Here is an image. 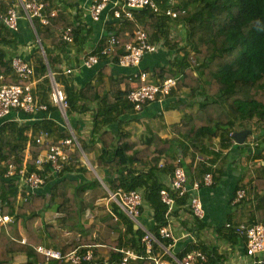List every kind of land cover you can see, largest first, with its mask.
Here are the masks:
<instances>
[{"label": "crops", "instance_id": "1", "mask_svg": "<svg viewBox=\"0 0 264 264\" xmlns=\"http://www.w3.org/2000/svg\"><path fill=\"white\" fill-rule=\"evenodd\" d=\"M16 1L9 2L13 4L15 2L16 10L21 14V8ZM91 1H68L70 14L77 16L81 21L82 35L77 43L69 44L63 53L59 52L56 55L63 65V71H71L69 78L73 86L77 89L86 84L102 86L103 93L108 95L107 102L114 105L115 99L120 100V94H127L140 85L136 78L138 73H145L148 81H154L155 70L160 66L169 68L171 63L177 60V56L159 45L156 52L145 55L136 68H123L117 63L102 58L98 65L89 69L83 68L81 64L84 58L96 50L98 44L104 40L106 31L112 26L123 28L125 35L130 33L132 35L133 32L131 25H112L114 20L111 10L115 8L119 0H108L107 7L97 22L91 19ZM22 15L18 20V30L15 32L19 38L5 49L9 56L20 57L26 62L31 61L38 48L44 57L40 42L38 43L37 37L35 39L34 31ZM47 72L49 78L48 69ZM29 83L35 96L39 95L40 89L42 90L44 86L41 79L39 81L31 79ZM57 86L62 90L61 86L58 84ZM187 92L175 88L162 103L146 104L139 112L133 111L130 105L131 109L120 115L116 122L104 126L99 123L94 125L92 118L97 108L95 105H91L84 113H72L67 116L50 100L51 107L54 109L47 114L36 113L30 118H25L23 113L13 112L12 117L20 121L33 124L47 123L49 128L54 130L50 141L74 137L77 141V145L75 143L74 145L80 151L81 158L75 163L71 162L72 159L65 150H70L72 146L64 147L66 161L62 169L53 173L47 165H44L49 168V173L42 170L45 178L42 187L32 191L20 181V184L25 187V198L37 193L45 198L46 204L34 217L27 214L26 219L16 221L15 233L6 245L8 256H10L9 264H72L53 258L46 259L37 250L39 256L33 252V249H25L23 243H26L30 237L29 228L33 231L31 243H38L36 248L42 246L59 251L63 255L77 253L81 256H84L86 251H91L92 258L83 260L80 264H112L119 261L121 250L135 252L127 243H131L134 238L131 227L134 230L139 229L116 202L109 200L110 195L118 189L111 188L114 175L106 164L111 154L102 156L99 134L108 132L114 142L124 136L130 142L139 144L136 150L146 146L145 142L152 135L163 140H174L177 136H174L171 128L180 124L182 119H187L196 109L195 104L190 105ZM125 104L127 105L128 102ZM249 127L252 133L245 138L242 145L225 136L212 139L207 144L208 154L183 156L176 150L174 152V145L170 149L168 155L173 167L175 160L181 158L189 186L195 183L200 185L197 195L202 203L204 216L203 219L196 218L189 205L177 204L175 200L173 211L167 220L175 241L167 252L161 248H155L152 257H162L163 260L171 262L172 257L176 258L189 250V252L198 251L205 254L208 259L206 264H264L263 254L247 256L244 238L238 236L232 229L225 228L228 223L242 227L264 224V143L257 140V126L254 122L250 123ZM244 130L248 129L236 132ZM65 133L69 134L67 138L62 137ZM81 145L87 146L90 152L85 154ZM150 150H153L152 147ZM30 153L31 150L26 148L25 158ZM45 153L38 155L44 156ZM27 161L31 164L29 159ZM162 162H164L163 157H160L159 164ZM138 167L140 165L134 164L131 169L139 170ZM149 168V165L140 167L141 170ZM206 173H209L213 180V184L209 187L202 184ZM156 177L165 185V190L176 196L170 187V173L160 172L158 169ZM63 179L68 181L67 195L59 196L56 195V189ZM238 191H243V197L234 201ZM62 206L72 208L73 213L71 214L70 211V218L64 211L59 210ZM0 215L3 216L1 204ZM8 217L10 222L4 224L12 225L15 219ZM139 221L145 229L152 232L154 227L152 210L143 202ZM163 245L166 247L168 244L163 240ZM150 258L135 261L133 264H154Z\"/></svg>", "mask_w": 264, "mask_h": 264}, {"label": "trees", "instance_id": "2", "mask_svg": "<svg viewBox=\"0 0 264 264\" xmlns=\"http://www.w3.org/2000/svg\"><path fill=\"white\" fill-rule=\"evenodd\" d=\"M9 1L0 0V15L6 14L12 3ZM68 1L44 0L43 14L47 17V25H42L37 19L32 21L35 28L34 37L40 42L45 58L38 48L31 61H27L33 67L31 79L36 81L41 79L44 85L42 90L40 89V94H36L37 97L32 90L31 94L35 103L47 106L45 114L54 109L50 102L52 86L47 76L48 69L53 75L54 82L62 87L61 91L67 104L65 109L67 116L72 113H84L91 105H95L97 108L92 118L94 125L97 123L102 126L108 125L116 122L128 109L132 108L134 111L133 105L128 102L124 93L120 94V100L115 99V104L110 105L107 102L108 95L103 93L102 86L86 84L77 89L73 86L70 75L64 74L63 65L56 54L63 53L69 44L77 43L82 35L81 21L77 16L70 14ZM154 2L159 8L157 13L148 8L130 10L131 20L117 19L111 12L114 20L112 25H131L132 35L131 33L125 35L123 28L112 26L106 31L104 40L91 54L98 55L106 39L113 36L119 44L111 56V61L117 63L123 55V47L131 43L133 33L141 29L150 43L158 44L177 56V60L171 63L172 66L169 68L158 67L153 75L155 80L150 82L157 84L168 78L176 79L175 88L188 91L190 105L196 106L187 119H182L180 124L171 128L174 136H177L174 138L175 141L163 140L152 135L145 142L146 146L136 150L139 144L130 142L124 136L114 142L108 132L99 134L102 156L111 154L106 162L114 175L111 188L126 192L134 191L141 195L143 204L152 210L154 224L152 233L157 236L158 229L167 223L165 219L167 209L160 200V191L165 189V185L158 181L156 171L159 169L160 172L171 175L173 165L168 154L173 145L174 152L176 150L183 156L208 154L207 144L212 139L225 136L229 139L231 133L243 129L250 130L249 124L253 122L257 126V140L264 143V0H154ZM167 10L174 12L176 17L167 16ZM67 30L71 37L70 42L63 38ZM18 38L17 33L10 31L0 22L2 77L0 85L29 83L14 80L11 60L15 56H9L5 49L13 45ZM100 58L109 60L103 56ZM30 117L25 115V118ZM44 131L52 137L54 130L45 122L33 124L14 119L12 116L0 125V204L2 215L15 219L12 225H0V264L10 263L6 245L15 233L16 221L26 219L27 214L34 217L46 204L45 198L37 193L25 198V187L20 184L19 179H4L3 175L8 165L14 164L17 167L22 165L25 161L26 148L31 150L35 157L47 152L50 145L59 143L60 140L56 139L36 144L35 138ZM68 136V133L62 135L63 138ZM81 146L85 154L90 152L87 146ZM151 147L153 150H150ZM65 153L69 154L71 162L74 163L81 158V153L74 144L70 150H65ZM160 157L164 160L162 164H159ZM25 163L29 171L34 170L28 161ZM134 164L140 167L149 165L150 168L141 170L138 167L139 170H133L131 167ZM43 170L49 173L47 166H44ZM67 186L68 181L63 179L56 189V195L66 196ZM175 200L177 204L189 205L188 195L175 197ZM71 209L63 206L59 208L69 218ZM131 231L134 238L127 245L130 244V248L134 249L136 254L144 255V248L141 245L142 232L134 230L133 227ZM29 232L30 237L23 243V247L33 249L39 256L35 249L38 243H31L33 231L30 228ZM186 252L189 250L176 258L181 259ZM142 260L146 259L140 261Z\"/></svg>", "mask_w": 264, "mask_h": 264}, {"label": "built area", "instance_id": "3", "mask_svg": "<svg viewBox=\"0 0 264 264\" xmlns=\"http://www.w3.org/2000/svg\"><path fill=\"white\" fill-rule=\"evenodd\" d=\"M107 3L108 0L91 1L90 13L93 21H99L101 14L107 7ZM17 5L21 8L22 16L29 22L34 33L35 28L32 23L33 19L39 20L42 25H47V17L43 14L45 7L44 0H17ZM144 8H148L155 13L159 11L154 0H119V3L111 11L113 17L117 19L124 18L126 20H131L132 13L130 10ZM53 15L52 13L51 16ZM166 15L171 18L176 17L175 13L171 10H167ZM20 17L21 14L16 10V6L12 5L7 10L6 14L0 15V22L10 31L16 32L18 30V20ZM63 38L68 42L71 41L69 30L64 32ZM118 44V41L113 36L108 37L99 54L87 55L81 66L87 69L96 66L101 56L111 61V56ZM157 47L158 45L150 43L147 35L141 29H138L133 33L132 42L123 47V55L119 58L117 65L123 68H136L139 66L141 59L145 55L155 53ZM11 70L15 81L30 82L33 76V67L20 57L12 58ZM70 73V70L64 71L66 75H70ZM136 78L139 80L140 85H137L126 94V99L133 105L135 112H139L146 104L154 102L162 103L171 94L172 90L175 89L177 81L176 79L168 78L160 83L154 84L148 81L147 75L142 72L138 73ZM1 79L2 77L0 76V80ZM51 85L53 88L51 101L64 113L67 107L65 97L55 82ZM46 110V105L34 102L30 83L25 85L16 83L11 85H0V125L7 122L11 118L13 112H22L27 116H34L36 113H45ZM231 136L232 133L228 136L229 139H232ZM50 140V134L44 131L37 135L35 143L39 145ZM74 143L77 145V141L74 137L67 138L59 141L58 145H50L44 156L36 155L34 157L31 153L27 154L25 160L27 161L29 159L31 166H33L35 170L29 171L27 163H25L26 161H24L20 167L10 164L7 166L4 178H17L25 184L27 189L32 191L37 190L45 183V178L42 175L43 166L47 165L53 173L59 172L62 169L63 163L66 161L63 148L71 147ZM202 184L207 187L213 184L212 176L209 173L203 176ZM199 186L198 183L191 185V187L189 186L186 173L182 166V160L181 158H177L174 162V168L170 177L171 190L175 193V197L177 198L188 195L189 207L193 215L198 219H203V207L197 195ZM175 197L168 190L163 189L160 191V200L165 204L167 209L165 213L166 220H168L169 215L173 211ZM242 197L243 191H238L234 201ZM109 200L116 202L125 215L132 220L136 227L142 232L141 245L144 248V255H138L131 250H121L119 261L112 264H132L137 260L149 257H151L150 259L154 264H206L208 262L207 256L198 251H191L185 254L181 259L172 257L171 262L163 260L162 257H152L151 255L155 248H161V250L167 252L175 241L169 228L168 221L165 226L158 229V234L155 236L152 232L145 229L139 221L142 197L138 192H126L118 189L110 195ZM6 222H10V218L0 215V224ZM225 228L232 229L238 236L244 238L247 256H255L256 254L264 255V224H253L248 227H242L228 223L225 225ZM163 240L169 242L166 247L162 243ZM36 250L38 253L44 255L46 259L53 258L67 261L72 264H80L81 261L90 260L93 256L91 251H86L85 255L81 256L77 253L63 255L59 251L42 246H38Z\"/></svg>", "mask_w": 264, "mask_h": 264}, {"label": "water", "instance_id": "4", "mask_svg": "<svg viewBox=\"0 0 264 264\" xmlns=\"http://www.w3.org/2000/svg\"><path fill=\"white\" fill-rule=\"evenodd\" d=\"M49 77H50V82H52L51 84H53L54 80H53V76L49 70ZM250 131L249 130H244V131H240V132H234L231 136V138L239 145H242L244 143L245 138L250 135Z\"/></svg>", "mask_w": 264, "mask_h": 264}, {"label": "clouds", "instance_id": "5", "mask_svg": "<svg viewBox=\"0 0 264 264\" xmlns=\"http://www.w3.org/2000/svg\"><path fill=\"white\" fill-rule=\"evenodd\" d=\"M156 45H158V44H156ZM158 46H159V45H158ZM53 80H54V79H53ZM249 131H250V130H249ZM232 134H233V133H232ZM250 134H251V133H250ZM248 136H249V135H248ZM248 136H247V137H248ZM173 168H174V167H173ZM172 171H173V170H172ZM6 223H7V222H6ZM3 224H4V223H3ZM132 264H133V263H132Z\"/></svg>", "mask_w": 264, "mask_h": 264}, {"label": "rangeland", "instance_id": "6", "mask_svg": "<svg viewBox=\"0 0 264 264\" xmlns=\"http://www.w3.org/2000/svg\"><path fill=\"white\" fill-rule=\"evenodd\" d=\"M52 86V85H51ZM53 89V88H52Z\"/></svg>", "mask_w": 264, "mask_h": 264}]
</instances>
